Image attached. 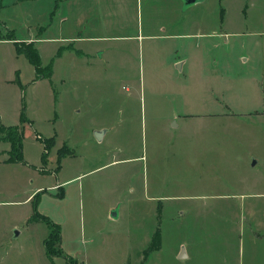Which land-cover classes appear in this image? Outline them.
<instances>
[{"label": "rangeland", "instance_id": "1", "mask_svg": "<svg viewBox=\"0 0 264 264\" xmlns=\"http://www.w3.org/2000/svg\"><path fill=\"white\" fill-rule=\"evenodd\" d=\"M200 1L53 59L60 0H0V39H37L42 67L0 41V264H264V0Z\"/></svg>", "mask_w": 264, "mask_h": 264}, {"label": "crops", "instance_id": "2", "mask_svg": "<svg viewBox=\"0 0 264 264\" xmlns=\"http://www.w3.org/2000/svg\"><path fill=\"white\" fill-rule=\"evenodd\" d=\"M168 1H172V0H60V2L57 4V9H56L59 14V22H61L62 24L67 22L66 24L67 29L69 26L70 30L73 32L67 34L65 33V35L63 34L58 35L53 38H42V40L44 41L46 40V42L57 43L56 45L57 48L54 51L53 59L60 58L61 54L66 51H71L72 54L76 56L79 55V53L81 55L84 54L90 55L89 52H86V50L81 49V47H79L78 44L75 47V44L84 41L90 42L92 40H99V39H100L99 41L106 42V39L108 38L114 39L121 37L125 39H130V37H134L132 34H121V35L115 33L112 34L111 33L112 28L113 29L118 28L119 30L136 28L139 30L140 28H142V25L145 23V26L156 27L157 32L160 31L164 32L167 27L175 26L176 23L182 26L189 25L190 22H188L189 21L188 19L184 20L183 18H180V16L179 18L174 19L172 17V11H174L175 7H177V11L179 13H182L184 7L189 9L191 6H195L196 4L201 2L198 1L192 3L191 6L189 5L187 6L184 4L183 0H175V7H173L172 2L168 3ZM167 4L171 7L170 9L166 7ZM161 8H163L164 13H165V9H168V12L166 13V15H164L163 13L162 18H160V16H158L159 14H157V16H155L156 18L155 20L152 17L153 16L152 13H154L155 11H159V9ZM142 9H146V13H149L146 17L147 21L145 20L144 23L142 22L141 19ZM134 10L136 11V14H134ZM139 12H140V16H139ZM223 19H224L223 16H221L220 21L222 23H223ZM62 24H60L61 29L63 28V26H61ZM84 27L86 29V33H84V35H81L79 31ZM46 28L47 27H42V31H46ZM174 35L175 33L173 32L165 34V36L168 37H173ZM0 41H9V42L31 41L35 44L37 39L33 37H23V39H16L11 36V38L8 37L7 39H0ZM53 74L54 72L51 74V76H53ZM38 190H40V188H36L34 191L30 192L28 198L35 191ZM43 191H39V192L43 193ZM158 202L160 201L158 200ZM31 220L33 222L39 221L36 220L35 218Z\"/></svg>", "mask_w": 264, "mask_h": 264}, {"label": "trees", "instance_id": "3", "mask_svg": "<svg viewBox=\"0 0 264 264\" xmlns=\"http://www.w3.org/2000/svg\"><path fill=\"white\" fill-rule=\"evenodd\" d=\"M15 44V49L18 54H21L27 60L29 63L33 66L34 68V73H36L37 77L40 76L39 70L42 69L40 65V58L38 55V52L36 48H31V47H20V45L17 42H13ZM28 43H32L29 41ZM44 75L45 77H50L52 72L50 69V65L44 66ZM42 76V75H41ZM1 127V126H0ZM2 128V127H1ZM5 131V138L4 140L9 143V148H8V154L9 157L6 159L7 162L12 163V162H23V157H22V150H21V129L18 125H10V127L3 128ZM52 143V138L49 139V141H45V147L50 145ZM45 152H43V155ZM59 155H65L68 154L67 150H62L59 149L58 151ZM35 197V195L33 196ZM34 218L36 220L45 222L46 225L50 228V231L45 237L44 240V246H45V251L49 255H52V249L53 246L60 243V228L59 225L53 223L50 221L46 216H42L38 213L34 215ZM151 241L148 244V246L145 248L144 252L145 253H151L153 250L157 249V247L160 245V237H159V228L156 227L154 232L152 233L151 236Z\"/></svg>", "mask_w": 264, "mask_h": 264}, {"label": "water", "instance_id": "4", "mask_svg": "<svg viewBox=\"0 0 264 264\" xmlns=\"http://www.w3.org/2000/svg\"><path fill=\"white\" fill-rule=\"evenodd\" d=\"M184 1V4L185 5H190V4H192V3H195V2H198V1H200V0H183ZM99 132H96V135L99 137ZM114 215V214H113ZM186 256V254H185V251H182L181 250V252L179 253V255H178V258L179 259H183V257H185Z\"/></svg>", "mask_w": 264, "mask_h": 264}]
</instances>
